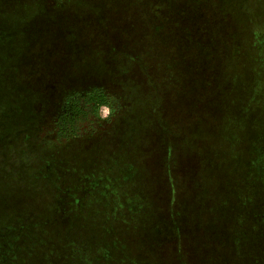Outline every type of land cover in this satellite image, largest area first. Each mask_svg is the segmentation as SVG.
<instances>
[{
  "label": "rangeland",
  "instance_id": "374dc122",
  "mask_svg": "<svg viewBox=\"0 0 264 264\" xmlns=\"http://www.w3.org/2000/svg\"><path fill=\"white\" fill-rule=\"evenodd\" d=\"M0 264H264V0H0Z\"/></svg>",
  "mask_w": 264,
  "mask_h": 264
},
{
  "label": "trees",
  "instance_id": "16d2710c",
  "mask_svg": "<svg viewBox=\"0 0 264 264\" xmlns=\"http://www.w3.org/2000/svg\"><path fill=\"white\" fill-rule=\"evenodd\" d=\"M93 93L94 92H89L88 95L89 96L90 95H93ZM77 134H79L77 131H71L70 136H76ZM245 174H246V172L244 173V176H245ZM244 185H245V187H243V189L239 192V194L237 196V200H238L239 206H240V208L249 207V208H251L253 210V208L255 209V205L253 203H247L246 189L248 187L246 186L245 181H244ZM105 235L107 236L108 235V232L105 231ZM140 254L142 255V251H140ZM134 256L137 257V258H139V255L137 253H134ZM135 257L132 258V261H135Z\"/></svg>",
  "mask_w": 264,
  "mask_h": 264
}]
</instances>
